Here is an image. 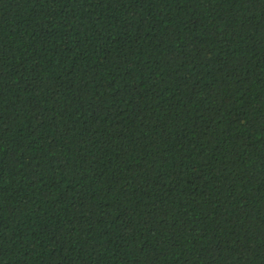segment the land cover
I'll return each mask as SVG.
<instances>
[{"label": "trees", "instance_id": "trees-1", "mask_svg": "<svg viewBox=\"0 0 264 264\" xmlns=\"http://www.w3.org/2000/svg\"><path fill=\"white\" fill-rule=\"evenodd\" d=\"M0 264H264V0H0Z\"/></svg>", "mask_w": 264, "mask_h": 264}]
</instances>
